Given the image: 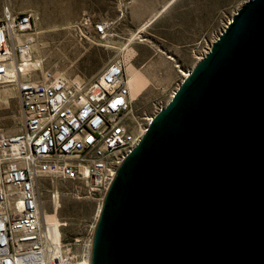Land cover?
<instances>
[{
    "label": "water",
    "instance_id": "water-1",
    "mask_svg": "<svg viewBox=\"0 0 264 264\" xmlns=\"http://www.w3.org/2000/svg\"><path fill=\"white\" fill-rule=\"evenodd\" d=\"M91 264H264V0H247L123 160Z\"/></svg>",
    "mask_w": 264,
    "mask_h": 264
},
{
    "label": "built area",
    "instance_id": "built-area-1",
    "mask_svg": "<svg viewBox=\"0 0 264 264\" xmlns=\"http://www.w3.org/2000/svg\"><path fill=\"white\" fill-rule=\"evenodd\" d=\"M35 21L33 12H14L8 5L0 17V85L16 86L23 118L17 134L0 127V264H81L84 259L68 243L50 237L41 214L40 179L74 181L75 192L84 189L103 201L123 160L167 103L138 118L124 64L117 59L78 83L51 70L39 77L41 70H24L33 59ZM82 22L86 33L100 36L112 24L90 16ZM181 73L184 79L187 74Z\"/></svg>",
    "mask_w": 264,
    "mask_h": 264
},
{
    "label": "rangeland",
    "instance_id": "rangeland-1",
    "mask_svg": "<svg viewBox=\"0 0 264 264\" xmlns=\"http://www.w3.org/2000/svg\"><path fill=\"white\" fill-rule=\"evenodd\" d=\"M247 0H0L14 12H33L31 36L35 74L51 70L81 82L107 63L121 60L131 79L132 106L143 119L165 105L183 79ZM108 20L106 36L86 33V17ZM30 64V63H29ZM27 64V66L29 65ZM26 64L24 65V70ZM130 77V78H129ZM0 127L14 135L23 128L18 91L0 85ZM77 183L40 179L42 216L53 241L61 237L73 254L91 263L102 199ZM53 193H58L54 198Z\"/></svg>",
    "mask_w": 264,
    "mask_h": 264
},
{
    "label": "bare ground",
    "instance_id": "bare-ground-1",
    "mask_svg": "<svg viewBox=\"0 0 264 264\" xmlns=\"http://www.w3.org/2000/svg\"><path fill=\"white\" fill-rule=\"evenodd\" d=\"M31 46H33V44L31 45ZM30 63V64H29ZM28 64V66H27V64H26V66H25V68L27 69V68H32V69H34V64H33V59H32V61H30ZM22 68L24 69V65H22ZM185 72V71H184ZM190 72H191V69H189V70H187L185 73L187 74V75H189L190 74ZM130 78V77H129ZM130 82H131V79L129 80V86H130V91H131V84H130ZM175 92V91H174ZM173 92V93H174ZM173 93H172V95H173ZM172 95H171V97H172ZM45 213L46 212H44L43 211V214H44V216H43V214H42V211H41V214H42V216L44 217V218H46L45 217ZM48 228V227H47ZM48 232H49V234H50V237H51V233H50V230L48 229ZM52 239V238H51Z\"/></svg>",
    "mask_w": 264,
    "mask_h": 264
},
{
    "label": "crops",
    "instance_id": "crops-1",
    "mask_svg": "<svg viewBox=\"0 0 264 264\" xmlns=\"http://www.w3.org/2000/svg\"><path fill=\"white\" fill-rule=\"evenodd\" d=\"M132 97V96H131Z\"/></svg>",
    "mask_w": 264,
    "mask_h": 264
}]
</instances>
